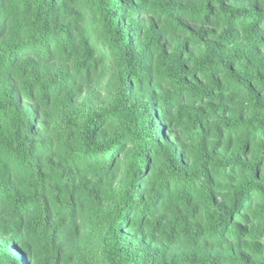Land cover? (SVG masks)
<instances>
[{
  "label": "trees",
  "instance_id": "trees-1",
  "mask_svg": "<svg viewBox=\"0 0 264 264\" xmlns=\"http://www.w3.org/2000/svg\"><path fill=\"white\" fill-rule=\"evenodd\" d=\"M0 264H264V0H0Z\"/></svg>",
  "mask_w": 264,
  "mask_h": 264
}]
</instances>
